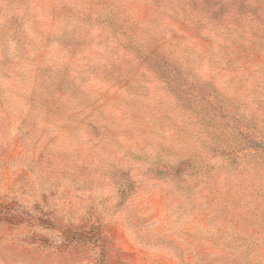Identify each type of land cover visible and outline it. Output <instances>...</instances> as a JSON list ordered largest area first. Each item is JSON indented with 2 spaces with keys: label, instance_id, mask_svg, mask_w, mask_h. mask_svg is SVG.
<instances>
[{
  "label": "rangeland",
  "instance_id": "rangeland-1",
  "mask_svg": "<svg viewBox=\"0 0 264 264\" xmlns=\"http://www.w3.org/2000/svg\"><path fill=\"white\" fill-rule=\"evenodd\" d=\"M169 6L0 0V264H264V26L214 36ZM131 34L194 88L141 70ZM200 85L234 162L159 177L158 159L217 160L191 123Z\"/></svg>",
  "mask_w": 264,
  "mask_h": 264
},
{
  "label": "trees",
  "instance_id": "trees-1",
  "mask_svg": "<svg viewBox=\"0 0 264 264\" xmlns=\"http://www.w3.org/2000/svg\"><path fill=\"white\" fill-rule=\"evenodd\" d=\"M165 3L170 5L169 8H167L168 11L171 10L177 17L181 12L186 21L190 18H196L199 19V21L210 23L211 29L215 30L214 36L219 35L221 31H225L224 34H228V31L232 30L230 26L238 24L243 20H249L264 26V0H183L179 6L174 4L175 0H170L168 2H164V0H153L154 7L160 11H164L163 6ZM85 18L87 20L88 17ZM258 34L259 33L256 34V37H260L257 36ZM133 38L134 34L125 36L124 39L126 42H123V46L129 49L133 58L142 68L141 70L155 75L156 79L168 85L170 82H178V85H176L172 91L173 93H175L176 88L177 90H182V86H186V90H188V88H194L192 83L183 84L179 81V72L175 70L174 60L165 56L157 45L152 43L142 44ZM199 93L202 99H207L202 106L206 112L201 117L195 118L191 123L194 128H196L198 132L197 135L201 137L202 134L203 144L208 141L206 145L207 148H205L204 145L203 150L206 149L209 158H216L217 160L211 166H201L197 168V170L189 172L191 170L190 165L186 161H177L174 164H169L158 159V153H156L155 158L158 159L160 167L156 169L155 173L159 177L170 176L171 178H183L182 176L184 174L193 176L197 173L203 175L205 170H208V172L214 169L215 171L219 169L226 170L230 167L231 163L234 162L233 159L230 158L229 155H226L220 148L218 149L216 146H212L215 136L208 125L210 122H214L216 118L219 120L223 114L220 113V109L216 103L209 100V94L202 88V85H200L198 90V94ZM178 102L179 99L176 101V104H178ZM158 103L160 106L163 104L161 100H159ZM165 116L166 114L164 113L161 115L152 113L150 118L153 120L154 124H158L159 122H165ZM188 125L190 126V122H188ZM251 144L258 145L256 147H259L260 150L262 148L260 144L253 141H251ZM163 153H167V151L165 150ZM205 160L207 159L201 156L197 157V163L199 165ZM125 176L126 174L121 173V178Z\"/></svg>",
  "mask_w": 264,
  "mask_h": 264
}]
</instances>
